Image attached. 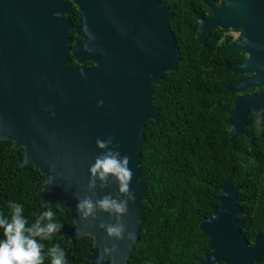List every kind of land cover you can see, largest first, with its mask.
<instances>
[{
	"label": "water",
	"instance_id": "95a60500",
	"mask_svg": "<svg viewBox=\"0 0 264 264\" xmlns=\"http://www.w3.org/2000/svg\"><path fill=\"white\" fill-rule=\"evenodd\" d=\"M223 1L221 8L210 7L209 18L196 15L192 31L203 43L214 28L242 32L229 50L246 60L225 70L251 77L228 92L263 91L234 100L225 122L234 139L250 111L260 120L264 114V0ZM73 7L80 13L74 33L81 40L71 49L73 25L64 17ZM171 19L159 0H0V140L23 149L20 165L46 176V204L68 213L74 226L62 234L92 238L95 250L87 260L95 264L98 258L99 264H127L138 241L146 198L140 149L146 124L159 118L149 86L180 63ZM98 138H111L108 147L128 157L133 200L119 195L111 178L89 187ZM238 190L231 173L219 206L199 224L209 249L199 264H253L262 255L264 224L253 247L241 236ZM106 195L127 201V212L117 218L95 209V218H80L78 199L95 202ZM109 224H122L123 238L110 239L101 226ZM105 249L112 251L105 255Z\"/></svg>",
	"mask_w": 264,
	"mask_h": 264
},
{
	"label": "trees",
	"instance_id": "16d2710c",
	"mask_svg": "<svg viewBox=\"0 0 264 264\" xmlns=\"http://www.w3.org/2000/svg\"><path fill=\"white\" fill-rule=\"evenodd\" d=\"M172 19L169 28L180 53L175 71L165 73L159 85H150L151 106L159 111L157 121H148L140 149V180L145 185L138 241L127 264H199L209 252L207 237L199 224L218 206L223 181L232 173L246 212V227L254 232L264 212V114L251 111L243 134L231 139L226 125L235 95L228 89L247 78L226 71L241 64L245 56L228 48L234 41L226 31L214 28L205 43L198 33L195 14H207V5L222 0H159ZM79 12L73 7L65 19L74 27ZM71 46L78 41L69 32ZM75 62L71 59L69 66ZM23 149L0 140V214H8L7 202H19L31 222L34 214L49 206L62 224L45 251L58 244L66 264H95L87 258L95 250L92 238L70 239L62 231L73 228L68 213L46 204L42 187L46 176L32 166L19 164ZM249 208L247 212L245 209ZM44 264H49L45 257Z\"/></svg>",
	"mask_w": 264,
	"mask_h": 264
},
{
	"label": "clouds",
	"instance_id": "9594fccd",
	"mask_svg": "<svg viewBox=\"0 0 264 264\" xmlns=\"http://www.w3.org/2000/svg\"><path fill=\"white\" fill-rule=\"evenodd\" d=\"M110 143L111 138L107 140L98 138L95 141L100 154L88 167L89 187H93L97 180L103 184L111 178L116 185L117 193L133 200L134 197L128 188L133 175L132 169L128 166V157L121 156L119 152L109 148ZM42 207L44 210L34 214V219L29 222L23 214L24 207L21 203L12 200L7 202L8 214H0V264H44L45 257L49 264H66L65 251L58 244H52L45 251L43 242L52 240L53 234L61 230L62 224L55 219L51 207L46 205ZM95 209L119 218L127 212V201H118L107 195L95 202L88 197L77 200L76 211L82 220L89 216L95 218ZM101 226L110 239L123 238L122 224ZM111 251L105 249L104 254L108 255ZM99 262L98 258L97 264Z\"/></svg>",
	"mask_w": 264,
	"mask_h": 264
},
{
	"label": "flooded vegetation",
	"instance_id": "af4514ba",
	"mask_svg": "<svg viewBox=\"0 0 264 264\" xmlns=\"http://www.w3.org/2000/svg\"><path fill=\"white\" fill-rule=\"evenodd\" d=\"M223 1V0H222ZM223 4H224V1H223ZM223 4L221 5V6H218V7H216V6H212V5H207V14H205L204 16H202L200 13H197V14H195V21H196V15H200L202 18H204V19H207V18H209L210 16H211V11H210V7H213V8H221L222 6H223ZM77 9V8H76ZM78 11V10H77ZM80 14V13H79ZM69 15V14H68ZM68 15H66V16H68ZM79 17H80V15H79ZM78 17V18H79ZM65 18V17H64ZM77 21H78V19H77ZM77 26V25H76ZM197 26V22H196V25H195V27ZM74 26H73V30L72 31H74ZM223 31H225V30H223ZM237 31V30H236ZM226 32H227V34L229 35V32H231V30H226ZM238 32H240V37H241V34H242V32L240 31V30H238ZM75 34V33H74ZM199 35V34H198ZM81 39H79L78 41H76V42H74V44H73V46H71V44H70V48L72 49L73 47H74V45L76 44V43H78L79 41H80ZM239 40V39H238ZM238 40H236V41H234V43L235 42H237ZM233 43V44H234ZM232 46V45H231ZM230 46V47H231ZM229 47V48H230ZM229 48H228V50H229ZM229 51H231V50H229ZM234 52H237V51H234ZM239 53V52H238ZM240 54H242V53H240ZM242 55H244V54H242ZM245 56V60H246V55H244ZM244 60V61H245ZM244 61L241 63V64H243L244 63ZM241 64H238V65H241ZM87 65L88 66H91L92 64L91 63H87ZM236 66V65H235ZM241 75V74H240ZM251 77V75H247V78L246 79H244V80H242V81H240L237 85H239L241 82H243V81H245V80H247L248 78H250ZM237 85H235V86H237ZM235 86H233V87H231V88H234ZM230 89V88H229ZM263 90L262 89H252V90H250V91H247V92H243V93H238V94H232V95H235L234 96V99H233V102H234V100L236 99V98H238V97H241V96H247V95H255V94H259V93H261ZM219 197V196H218ZM217 197V198H218ZM238 198H239V203H238V206L240 207V209H241V211H242V214L240 215V216H238L237 217V220L239 221V222H242L243 223V225H242V227L240 228V232H241V236L244 238V240H245V242H246V244H247V246L248 247H253L254 246V244H255V240H256V238H257V235H258V233H259V231H260V229L262 228V226H263V224H264V212H263V214H262V219H261V223H260V225H259V227L254 231V232H252V231H250L247 227H246V222H245V220H244V218L246 217V212L244 211V209L242 208V205H243V199L238 195ZM219 206V205H218ZM247 212H249L250 211V209L249 208H246L245 209ZM263 238V237H262ZM262 240H264V238L262 239ZM262 255L260 256V258L258 259V260H256L253 264H264V251H263V253H261Z\"/></svg>",
	"mask_w": 264,
	"mask_h": 264
},
{
	"label": "rangeland",
	"instance_id": "374dc122",
	"mask_svg": "<svg viewBox=\"0 0 264 264\" xmlns=\"http://www.w3.org/2000/svg\"><path fill=\"white\" fill-rule=\"evenodd\" d=\"M229 35L232 36L233 40L236 41L238 39H240V32H238V30H232L231 32H229Z\"/></svg>",
	"mask_w": 264,
	"mask_h": 264
}]
</instances>
